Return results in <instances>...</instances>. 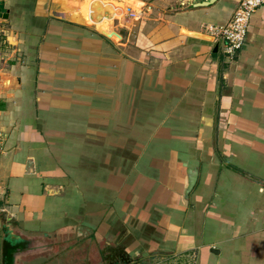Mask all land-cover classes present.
I'll use <instances>...</instances> for the list:
<instances>
[{
    "label": "crops",
    "instance_id": "0c3cea01",
    "mask_svg": "<svg viewBox=\"0 0 264 264\" xmlns=\"http://www.w3.org/2000/svg\"><path fill=\"white\" fill-rule=\"evenodd\" d=\"M203 1L4 0L0 264H264V5Z\"/></svg>",
    "mask_w": 264,
    "mask_h": 264
},
{
    "label": "built area",
    "instance_id": "2783aa9c",
    "mask_svg": "<svg viewBox=\"0 0 264 264\" xmlns=\"http://www.w3.org/2000/svg\"><path fill=\"white\" fill-rule=\"evenodd\" d=\"M263 5L264 0H240L225 24L205 27V31L214 38L219 46L220 54L224 59H232L241 49L251 16ZM129 16L133 17L134 14L129 13ZM2 33L0 28V35ZM5 139L6 133L0 131V152L3 151Z\"/></svg>",
    "mask_w": 264,
    "mask_h": 264
},
{
    "label": "water",
    "instance_id": "95a60500",
    "mask_svg": "<svg viewBox=\"0 0 264 264\" xmlns=\"http://www.w3.org/2000/svg\"><path fill=\"white\" fill-rule=\"evenodd\" d=\"M216 0H205L203 1V3H198V4H201L202 6H208V5H211L215 2ZM104 8V6H99V9L102 11ZM98 8L97 10L100 11ZM121 15V10L120 9H115L113 10V14L112 16H106L105 15V11L103 12H99L97 13L96 15H94V19L95 20H101L103 17H111V20H113L114 18L116 17H119ZM8 16H9V11L4 7V0H0V24L1 25H6L8 24ZM103 33V32H101ZM104 34V33H103ZM217 51V48L214 49V52ZM2 87L3 88H6V89H14V88H17L19 87V79L17 77H13L11 79H6L5 81H3L2 83ZM187 176H188V187L186 189V194H188L193 185L195 184V181H196V177H197V173L195 170H192V171H188L187 172ZM5 239H9V241L12 243L13 242V236L12 234L10 233V231H8V233L5 234ZM115 252H121V249H117V251ZM120 258H122V261L124 260H127V255L122 254L120 253Z\"/></svg>",
    "mask_w": 264,
    "mask_h": 264
},
{
    "label": "flooded vegetation",
    "instance_id": "af4514ba",
    "mask_svg": "<svg viewBox=\"0 0 264 264\" xmlns=\"http://www.w3.org/2000/svg\"><path fill=\"white\" fill-rule=\"evenodd\" d=\"M117 253V255H118V257L116 258V256L114 257V259L112 260V259H110V258H105V261L107 262V263H111V260L113 261V262H118L119 264H124L125 262H127V261H122V258H120V253L119 252H116ZM113 258V257H112Z\"/></svg>",
    "mask_w": 264,
    "mask_h": 264
},
{
    "label": "rangeland",
    "instance_id": "374dc122",
    "mask_svg": "<svg viewBox=\"0 0 264 264\" xmlns=\"http://www.w3.org/2000/svg\"><path fill=\"white\" fill-rule=\"evenodd\" d=\"M40 244H43V243H40ZM40 244H39L38 246H40ZM41 247H43V246H41ZM43 248H44V247H43ZM41 250H43V249H41ZM170 264H173V263L171 262Z\"/></svg>",
    "mask_w": 264,
    "mask_h": 264
}]
</instances>
